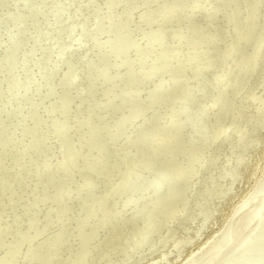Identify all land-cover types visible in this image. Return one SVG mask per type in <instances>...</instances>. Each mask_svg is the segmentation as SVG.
I'll use <instances>...</instances> for the list:
<instances>
[{
	"label": "bare ground",
	"instance_id": "obj_1",
	"mask_svg": "<svg viewBox=\"0 0 264 264\" xmlns=\"http://www.w3.org/2000/svg\"><path fill=\"white\" fill-rule=\"evenodd\" d=\"M149 1L150 3L152 2L151 4L149 3L150 5L145 4V1H144V6L140 5L139 8L141 9H139L136 15H133L135 11L130 12L131 15H129L128 13V17H126L127 20H123V21H129L131 25L135 24L134 27L133 26L130 27L129 25V28L132 29L133 31L136 30L135 32L143 33L147 37H152V36L155 37L154 40H142L138 42V43H142L143 49L146 47H149L148 52H151L155 56L154 57L155 66L153 65L152 67L145 68L144 71L138 72L137 74L128 72L127 69H121V70H118L119 75L112 73L104 77L103 76L104 74L102 73L101 76L103 77H100V76H96L98 72L97 70H95L96 74L93 72L94 64L93 66L90 63L88 64L89 65L88 67H90V65L92 66V69L90 70H93V71H89V68L86 65L89 71V76L88 75L87 76L92 77L93 76L91 74L92 72L95 76L92 77L93 79L91 78L87 79V76H86V78L83 80L87 82L89 86L86 83H83L84 85L81 90L75 91V89L72 88L71 98L76 100L78 104L88 105L85 112L84 110L80 111V119L77 120L72 126H69L68 123L69 122L73 123V120H70L69 118H65V115L70 111L71 103H69L67 100H58L54 98L53 92L48 91V88H49L48 82L44 83L46 85L45 88L44 86L40 84L43 87V89H45V91H43V94L41 93L42 95H40L38 92L39 101L43 103V109L37 112V116L40 118L38 122L39 123L38 124L39 133L34 142L35 151L37 152L41 149V143L44 140L43 136L44 137L45 135L48 136L49 131H50L49 145L57 146L59 147L60 150L57 153L58 160L55 162L47 161L46 168L48 169V171L55 170L51 173L52 175H56V174H53L54 172L61 173L67 179V181H70L72 184L80 183L79 185L80 194L81 192H84V193L90 192L91 194L88 197L84 198L82 202L80 200V203L87 201L88 204H91L92 206V209L90 211H87L86 214L83 212V214H85V216L84 215L83 216L85 218H87L88 216L89 218L94 216V217H97V220H99V223L96 226V228L91 230L87 235H85L82 242L81 240L79 241L80 242L79 246L84 245L85 244L84 241L90 238L89 237L90 235L93 236L94 232L98 229V227L102 224L103 221L113 219V225L112 227L110 226L111 230L109 229V231L106 232V235L104 237H101L93 245L89 244L90 250L89 251L87 250L88 254L86 255L89 261L86 264H133V263L136 264L139 261V260H136L138 253L146 250L147 248L148 249L146 251L153 248L151 251H148L147 256L152 255L155 252L159 251L160 247L154 248L150 246L154 245L155 243L157 244L165 243L166 239L168 240L172 238L171 232H173L174 235H176L175 233L179 227L181 228L180 230L182 234L174 237L173 242L170 244V247L167 248L168 249L167 251L165 252L161 251L159 255H161L162 258L160 260L156 259V260L150 261L149 264H158L161 261L162 262L165 261L167 263L168 256L172 253L176 257L181 255L182 251H184L185 247L192 242L193 238H196L195 236L201 234L203 229L207 227L206 226L207 222L211 219V217L213 218V215L216 212L215 205H217L218 207L220 204L219 201L222 198L226 197L229 193H231V191L234 188V184L237 181L244 178L243 173L246 172L244 170L248 166V164L251 163V161L253 160L252 159V155H253L252 149H254V147L256 146L258 147L262 142L261 141L262 138L260 135L262 131L261 130L262 126L259 127L255 131H252V130L256 128V126L260 123L264 115V111H261L263 112V114L259 113L260 107L256 105L258 102H261V106H264V34L262 36L260 35L261 37L259 41L257 42V46H255L256 45L255 42H253L255 43V45L251 43V45L255 47L253 50L254 55H253L252 63L247 69L249 70L248 73L249 72L250 73L248 74L246 80L243 82L244 85L241 87V90H238L237 88H235L237 89V92L236 94L234 93L235 95L233 94L234 100L230 104L229 109L226 111H224V109L221 110V106L223 105V102L221 105V102H219L217 98L219 94L221 95V97L224 96L225 93L222 92L223 87L224 86L227 87L226 90H228L229 85L234 82L233 79H235L234 77H236L234 74L235 69L231 68L232 67L231 64L233 63L235 56H237V55H234L235 53L234 48L237 51L236 46L240 44V40H238L237 38L235 39L236 37L235 34H236V29L238 28V25H240L239 23H241L240 19L242 20V22L244 20L243 12L247 10L251 5H255V7L252 6L253 8H255L254 10L255 14L257 17L258 15L261 17L264 11V0H227L226 1L228 2V4H224V6L228 5V7L227 8L225 7L226 13L225 12L224 13L225 15L229 16L228 21H230L232 26H234L233 29L231 27L230 32L228 31L230 27H228L227 31L230 34L235 35L234 37H232L234 43L231 41L230 44L225 42L229 39H227L228 37L225 36V34H227L226 33L227 31L224 33L222 30V27L220 25L221 21L216 22V24H214L216 21L215 18L218 17L219 13L221 12L220 10L221 9L224 10V7L222 6L223 3L220 2L222 0H201L200 2L202 4L201 5L202 9L200 8L201 10L199 9L198 11L200 14V18L196 19L197 21L199 20L197 24H194L197 21H195L194 23L191 21L193 14H191V11H188L189 14L188 15L186 14L187 18L181 21L180 24L178 23L175 25H171V24L167 25L168 23L166 21L167 24L164 26H161L159 24L162 20L160 22L155 21L157 20V17H159L157 13L160 14L157 11L159 9L161 10V8L157 7L159 9L156 8L155 10L154 7H156L157 5L155 4L158 1L160 2L161 0H149ZM183 1L177 2L178 4H177L176 9H178V12L180 9L183 8V7H178V5L182 6V4L185 2ZM134 3L137 4L135 1ZM158 5L160 6V4ZM161 6L168 7V5L163 6V4ZM195 6H198V5L195 4ZM201 6L199 5V7ZM119 7L115 9H112V8L111 9L114 11H119ZM40 8H42V6ZM187 8L185 10H187ZM178 12L175 11L174 15ZM182 12H184V10H182ZM163 13H165V11ZM114 15L115 13H112L110 17H106V15L105 16L103 15L105 17V18L103 17L104 19L102 18V15H101L100 18H102L104 22L102 26L98 24L99 26L97 25L98 27L97 26L95 27V25H93L95 28V31L99 29H106L108 27V24L110 28L111 27L110 22L114 21L113 20ZM242 15L243 17L241 18ZM179 16L181 15L179 14ZM222 16H224V14ZM262 17H264V15ZM111 18L113 19L111 20ZM153 18H155V20ZM164 18L167 19V17H164ZM150 19L151 21L154 20V23L152 22L154 27H152L153 26L152 25L151 29L150 28L148 29L146 27L143 28L144 26L140 25V24H143L142 22L146 23V21L148 20L150 21ZM223 19L225 20V17H223ZM223 19L221 20L224 22ZM226 21L227 19L225 20V22ZM97 22L95 24H97ZM115 22H117L116 19L114 23ZM257 22L255 23V25H257ZM114 23L111 25L115 27ZM174 23H177V21ZM128 24L124 22L123 25H128ZM223 24L226 25V23H223ZM123 25L122 24L120 25L122 26L121 28H123ZM155 25L156 26L158 25V26L155 27ZM255 25L253 28L256 27ZM136 26H140V27H136ZM243 26L245 27V25ZM258 28L260 29V27ZM262 28L263 27H261V29ZM223 29H224V26H223ZM231 30H232V33H231ZM112 31H115V30H112ZM108 32L110 31L108 30ZM244 33L245 35H247L246 37H248L249 33L247 34L246 28L243 29L241 33H238V34H244ZM104 34H108V33H104ZM165 36H166L165 40L161 38ZM191 38H193L196 43L193 47L183 48L182 46V48H179V49L176 48V45L177 47L178 45L179 46L184 45L185 41L187 40L189 41ZM207 44H210V46L211 44H213V47L211 46V48H209L210 46H208ZM225 44H228V46L230 45V47H234V48L231 51H230L231 48L225 49L224 48L226 47ZM239 46H238V50H239ZM246 46L248 47V45ZM224 49L226 50V52H222L223 54H221L219 51L221 50L223 51ZM209 50L213 53H214L213 50L215 51L217 50V52L220 53V54H217V57L215 55V57L217 58L215 61L216 66L215 64L213 65L216 68L218 67L216 71L217 73L216 72L215 73L219 78L222 75L225 76L224 80L221 81L220 79L221 83L219 82L217 83L218 86H213L215 87L214 89L212 88V85H214L216 80H213L212 79L213 77L211 75L210 76L212 77L211 78L212 80H210L209 77L208 79L207 77H202L203 75H201V74H204L203 72L206 71L208 67L211 68L210 64L213 60L210 57L211 55L209 54L210 53ZM205 52L208 54L204 55ZM238 53L239 52L237 51V53L235 54H238ZM206 55H208L207 57H210V58H207V57L205 58ZM198 56L204 57L203 59L204 60L206 59L205 60L206 63L202 62L200 64H197L200 61V59H202L199 57L200 59L196 63L194 59ZM238 59L240 60V58ZM245 59L246 58H244V60ZM118 60L120 59L118 58ZM118 60L117 62H114V63L116 65L122 64L124 66L125 64L124 60H120V61ZM159 63H160V66H159ZM239 64H242V63H239ZM47 65H46L47 74H51L52 70L54 69V65H49V66ZM100 67L101 66H99V68ZM114 67L115 66H113L112 68ZM60 68H61V65H59L56 68V70L58 71L60 70ZM97 68L98 66H96V69ZM119 68H121V65H119L117 69ZM178 69H181V70H178ZM83 71L86 74V70L83 69ZM206 72H205V75H206ZM244 76L245 75H243V77ZM139 77H141L139 80L134 79V78H139ZM218 77H217V81H219ZM241 77L242 76H239L236 78L239 80V78ZM4 78H7V77L4 76ZM75 78L76 77H73V80H75ZM194 80H195L196 86H193L191 84V82H194ZM241 80L243 81L244 78H241L240 81ZM236 81H235V84H236ZM121 83H122V86L124 87L121 90L124 89L123 91L125 92V95L117 98L119 102L118 105L120 106L118 107V105H112L109 99H111V97H113V95L117 93L115 92L116 86L120 85ZM123 83L125 84V86L123 85ZM179 83L180 84L183 83V87H181L180 90L178 89L174 91L175 87L179 85ZM198 83H200V85ZM104 85L106 86L103 90H98L99 87L104 86ZM241 85L242 84H240V86ZM42 87H39V89L41 88V92H42ZM56 87H58V85H54L52 87V89L55 88L53 89V91L58 90V88ZM178 87H180V85ZM204 87L206 89V92H208L209 89L214 90V94L212 98L210 100L208 99L207 102L202 104L203 107H202V110L200 111V114L199 115L197 114L194 117L193 123L192 124L190 123V126L188 127L190 128V131L187 130L185 132L186 129L185 130L179 129V130H184V131L182 132L183 134L180 132L181 134L178 135L177 133L178 130L174 128L175 127L174 124H176L178 120H179V123L182 122L180 121V119L187 118V116L191 112L190 109L194 106V103H195L194 101H196V99H198L200 95H204L203 94ZM154 90H157V91H154ZM73 91L79 92V93L73 94ZM131 91L132 93L141 91L142 95H144L146 92L149 91L152 94L150 98H147V96L149 95L148 94L146 97L143 96V98L141 99V102H144V103L149 102L147 106H152V105L154 106L155 104H158V103L162 104L163 101L164 102L167 101L169 103L175 104L176 106L177 105L181 106V108H183L186 111L183 114L180 112L178 113V110H180L181 108L173 109L171 114L165 113L162 116L161 120L158 123H156V126H163V127L167 123L169 124L171 123L174 129L171 128L172 129L170 133L171 138H169L168 141L170 142V144L176 143L177 141L179 142L177 147H173L176 145L175 144V145H168V148H166V150L164 151L162 149L164 158L161 156L160 159L164 160V162L162 161L161 162L166 171V173L163 175L159 173L157 163L152 160L153 158H150L151 156H153V154L156 151L158 152V148L160 149L161 145L163 144L164 140L160 139V136L157 137V136L152 135L154 138L152 139V137L151 138L149 137V134H145V133L143 134L141 131L133 135L132 139H129L131 140L130 141L131 144L127 143L128 146L124 148V147H121L124 139H122L123 140L122 141L120 140V138L127 139V135L123 134L126 136L120 137L117 134L118 132L120 133V131H118L117 128L115 127L108 128L107 126L109 124V120L107 118L111 117L112 113L115 114L116 112L120 111V113L116 114L115 117L121 118V116L125 115V113L128 111V107L127 108L124 107L125 105L124 102H125V99L127 98L126 95H128L129 92ZM159 93L162 95L160 99L158 98L160 95ZM115 96H118V94H115ZM19 97L21 96L19 95ZM8 109H10L9 112H13L14 108H8ZM206 110L207 111L212 110V112L210 114L207 113L209 116L207 115L206 116L207 118L205 117L207 119L205 121L204 116L206 115L205 114ZM26 113L27 112L24 111L22 114L20 113L21 114L20 116L23 117L25 116ZM2 120H5V119H2ZM0 122L4 123L3 121H0ZM2 123H0V137H2L6 142L5 146L8 148V151L10 152V153L8 152L7 153L12 155L14 160H15V156L19 160L22 158L20 154V150L25 155H27V153H24L25 149L20 146L18 149L17 147L16 149L15 148L12 149V147L16 146L15 141L13 138L11 139V136H10L11 134L9 135V138H8V135L6 133L8 131L11 133L12 130H15V125L13 126V128L12 127H10V129L8 128L9 130L7 131V129L4 128L5 126H3L4 124L2 125ZM183 123H181L180 125L184 126ZM248 128L251 131H249ZM123 129H126V127ZM127 129H129V127ZM138 129H141V128H138ZM202 129L204 131V132L202 131L203 135L201 136L197 135L198 134L197 131H200ZM123 131L124 130H122V132ZM202 132H199V134ZM67 134H79L81 138L79 141L66 142L65 135ZM253 135H254V140L251 137ZM138 137H141L140 138L141 140L136 143L135 140L138 139ZM245 137H247V140L245 143H243ZM249 138H252V141L250 140V142L247 144ZM32 141L33 139L31 137V134L26 135L23 139L24 144L30 143ZM149 142H151L150 149L147 148L148 146L145 147V145H147V143ZM125 146H126V143H125ZM240 147H242L243 150H245L244 153H241ZM95 148H98V151H96ZM99 148L102 150H100ZM224 149H228V152L225 151ZM231 149H232V153H231ZM80 150H82V154H80ZM104 150H105L104 152L105 155L107 154L111 158L113 157L112 159L113 162L112 163L110 162L111 161V158H110L109 162L111 163V165L103 169L104 166H108V163L105 165L103 164V163H106L104 161L105 159H103L106 157H103L102 155ZM0 151L1 153H3L2 155L3 158H5L7 153L5 152L4 149H2L1 146H0ZM142 152L143 153L146 152L147 153L146 155H148V158L145 160V162L137 164L139 160L138 158L142 155ZM250 153L252 154L251 158H250ZM170 154L172 156L175 155L176 160L170 159L169 158ZM221 155H224V157L219 158L218 160L220 161V163H218L217 158L218 156H221ZM183 157H186V161L181 163L183 164L182 166L179 165L177 170H179L180 172L178 171L177 174H175L176 176L172 178V181H171L170 179L171 177L168 175V173L175 168L176 163L179 160L178 158H183ZM263 158H264V150H263ZM108 160L109 158L107 159V162ZM170 160L172 162H170ZM102 164L103 166L101 167L102 168L101 170H99L98 168H94V167H99V165H102ZM77 166L78 168L76 170L75 167ZM91 167L92 169L94 168L93 171L96 170L95 176H94V172L90 171L92 170L90 169ZM97 169L98 171L101 172V174L97 173L98 172ZM185 170L188 171L187 176L184 174ZM48 171L44 172V174L46 175H41L40 177L50 175V174H47ZM251 171H250V174H251ZM33 173H34V169H33ZM247 173L245 175L248 176ZM140 176H143V177H140ZM183 177H185L187 180L185 181V179H183V182L179 183L180 179ZM80 178L82 182L80 181ZM147 178L152 179V181L150 182L149 181L147 182L146 180V184H151V188L154 190V192L156 191L155 194L153 196H150L145 201V203L138 205L135 208L134 213L132 212L133 215H131L132 214L131 213L125 218L115 219V212L117 208L121 207L126 202H129L131 199L130 194L132 193V191H134L140 185H146L143 183V180ZM245 178L247 177L245 176ZM132 184H135V185L132 187ZM128 187H132V189H130L129 191ZM56 188L60 189V187H56ZM61 188L63 187L61 186ZM127 188H128L129 194L125 195V193H127V190H126ZM48 189L50 190V188ZM65 189L67 190V193L65 194L66 195L69 194L70 190H68L66 187ZM66 190H64V192ZM60 191H58V193H62V191L61 192ZM251 192L252 193L244 201H242L237 207L234 208L233 211H231L230 219L228 220V223L224 227L223 231L219 235L214 237L213 240L210 243H208V245L204 249L200 250L199 252L195 254L191 253L192 256H189V258H186V260H184L180 264H248L247 258L252 252H255L256 249L260 247L259 245L263 242V239H264V176L259 182H257L253 186V190ZM107 198H114L113 204L110 207L111 214L104 213L103 216H96L97 214L102 215L103 211H105L106 207L103 205V201ZM57 199L55 198L54 199L55 202L53 203H56ZM52 201H51V204H53ZM64 201L67 203L66 197L65 199H63V205H64ZM216 203H219V204H216ZM66 205L67 204H65V207ZM16 207H18V205ZM75 207H77L75 209H78V210L80 209L79 204L78 206H75ZM15 208L12 207L11 209H15ZM225 208H223V210ZM39 209H41L40 206H39ZM19 210H21L20 207H19ZM44 212H45L44 214H47L46 213L47 211H44ZM58 212H61V211H58ZM41 213L43 214V211ZM49 213L47 214V216L49 215ZM14 214L15 213L13 212L11 214L12 223L16 219ZM19 214L17 213V215ZM23 214H25L24 217L28 216L26 215L27 213L23 212ZM35 215H38V214L35 213ZM39 215L37 216L38 218H39ZM55 215L57 214H54V216ZM24 217L23 219L25 220ZM35 217H32V218H35ZM84 217L82 218L84 219ZM93 218H90L91 221ZM59 221H55V222L57 223ZM26 222L23 223V221H21V225L24 224L27 227ZM50 222L51 221H49V224H47V226L51 225ZM82 222L83 221H81V223ZM4 223H5L4 227L6 229L3 230V233L13 235V238H11L10 242L13 243V246H15V252H9L6 250L5 253L8 252V255L5 257H3L4 255L1 253L0 259H3V260H0V263L2 264H4L5 262L4 259H7L8 256L16 257V259L18 260V258L20 257H26L27 255L30 254V252L33 255L31 259L33 258L34 261L36 260L34 264H37V263L39 264H48V263L58 264L57 262L60 260L62 261V264L63 262H65V260H67L70 263L71 260H73L75 257V252L74 253L72 252L70 253L69 256L65 258L64 252L61 253V250H62L61 248L65 246L63 245L65 240H68L66 236L68 237V234H70L72 230H74V227L76 228V225L70 226L68 224V226L70 227V228L68 227L69 229L68 233L65 232V229L64 230L59 229V233H62L64 231L65 233L63 232V234H65L66 236H63L64 238L63 243L60 242L62 245L60 244L58 245L57 243V246H59L57 248L56 245H54L55 246L54 247L52 244H51V247H47V245H49L50 242L49 244L47 243V245H45L47 237L50 234L47 235L46 234L47 231H46L45 234L47 236L43 235L44 233L42 234V232L44 228L40 232L39 231L37 232L39 235L34 234L36 233V231L32 232L33 234H31L30 232V234L28 235L27 234L29 232L27 231L28 228L26 230L25 229L26 227H25L24 229L26 231L22 230V232H27L26 235L25 234L22 235L21 230H20L21 235L20 234L18 235L17 232L19 231H16L15 223L11 225L8 220H5ZM77 224H80V223H77ZM193 224H195L194 234L188 232V231L192 232L193 229L192 230L190 229H191V225L193 227ZM42 226L45 227L43 224ZM107 226L108 225H106V227ZM19 227L21 228V226ZM19 227L18 229H20ZM13 228H15V234H14V231L12 232ZM37 228L39 227L37 226ZM60 230H62V232H60ZM51 231L53 232V230ZM57 233L58 232L56 231V233L54 234L52 233V234L55 235ZM63 234L59 236L61 237ZM73 235L74 234H72V236ZM70 238L68 241L73 239V237H70ZM37 239H40L43 241V244L41 246H37V248L28 246L30 241H35ZM53 241L54 240H52V243ZM56 241L57 240H55V243ZM231 244H234V246H231ZM226 245L227 246L229 245V247L227 248V250L225 249L226 251H224L222 248L227 247ZM137 248H140V249L137 252L134 251ZM0 251H3V249H0ZM255 253H257V251ZM259 254L261 255L260 251H259ZM251 255H250V258H251ZM252 257H255V255ZM76 260L77 259H75V261Z\"/></svg>",
	"mask_w": 264,
	"mask_h": 264
},
{
	"label": "rangeland",
	"instance_id": "obj_2",
	"mask_svg": "<svg viewBox=\"0 0 264 264\" xmlns=\"http://www.w3.org/2000/svg\"><path fill=\"white\" fill-rule=\"evenodd\" d=\"M24 1H26V2H24ZM134 1L137 4H135ZM134 1L133 0L132 1L131 0H28V1L27 0H0V119H1L0 121L4 122V123H2V122H0V123H2V125L4 124L3 126H5L4 128H6L7 131L10 129V127L13 128V126L15 125V130H12L11 133L9 131L6 132L8 135V138H9V135L11 134L10 135L11 139L13 138L15 141L16 146L12 147V149L13 148L16 149V147L18 149L20 146V147H23L25 149L24 153H27V155H25L20 150V154H21L22 158L18 160V158L15 156V160H14L13 156L8 154L10 152L8 151V148L5 146V143H6L5 140L2 137H0V146L2 147V149L5 150L6 153L8 152L6 157H5L6 159H5L2 156L3 153H1V151H0V175H1L0 176V249H3V251H0V256H1V253L4 255L3 257L7 256L8 252L5 253L6 250L9 252H15V246H13V243L10 242L11 238H13V235L3 233V230L6 229L4 227V224H5L4 221L5 220H8L11 225L13 223L16 224V231H19V232H17L18 235L20 234V230H21L22 235H24V234L26 235L27 232H22V230L26 231L27 228H28L27 231H29L27 233L28 235L30 234V232H31V234H33L32 232H35V231H36V233H34V234H38L37 232L38 231L40 232L44 228L45 231L43 230L42 234L43 233H44L43 235H46V234L49 235L50 234L48 236L49 239L47 237V240L45 243V245H47V243L49 244V242H50V244L47 245V247H51V244L53 246L54 245L57 246V243H58V245L59 244L62 245L61 243H63V241H64L63 236H66L65 234H63L64 231L62 232V230L65 229V232L68 233L69 232L68 224L70 226L76 225V228L73 226L74 230H72V232L70 233L71 235L68 234V237L66 236V238H68V240L70 237H73V239H72L73 241L72 240H70V241L65 240V242L63 244L65 246H63L61 248L62 249L61 253L64 252L65 258L67 256H69L70 253L75 252V257L73 260H71L70 263L67 260H65V262L68 264H86L89 261L88 257H86V255L88 254L87 250L88 251L90 250L89 244L93 245L101 237H104L106 235V232L109 231V229L111 230V227L113 225V219H109L107 221L105 220L102 222V224H101L102 226L100 225L101 227L99 226L96 231L94 230L95 232H94L93 236L90 235L89 236L90 238H88L84 241L85 244L83 243L84 245L79 246V244H80L79 241L81 240V242H82L84 236L87 235L91 230L96 228V226L99 223V220H97V217H94V216H93L94 218L90 217V218H93L92 221L89 218V216L87 218L84 217L85 214L87 213V211H90L92 209V206H91V204H88L87 201L80 203V200L82 202L84 200V198L88 197L91 194L90 192H85V193L81 192V194H80V192H79L80 183L72 184L70 181H67V179L61 173L54 172L53 174H56L57 176L52 175L51 173L55 170L48 171V169L46 168L47 161L55 162L58 160L57 159V153L60 150L59 147H57V146L49 145V143H50V131L49 130H48L49 131L48 136H46L44 134L45 135V137H44L42 135L44 140L41 143V149L37 152L35 151L34 142H35L36 137L38 136V133H39L38 132V124H39L38 122H39V118H40L37 116V112L39 110L43 109V103L39 101L38 92L40 95H42L43 91H45V89H43L42 86H44V88H45L46 85L44 83L48 82L49 83L48 91L53 92L54 98H56L58 100H67L69 103H71L70 111L65 115V118H69L70 120H73V123H71V122L68 123L69 126H72L77 120L80 119V111L84 110V112H85V110L88 106L87 104L86 105L78 104V102L76 100L71 98L72 88L75 89V91H78V90L82 89V87L84 85L83 83H86L88 85V83L83 81V80L86 78L87 75L89 76V71L94 70L93 72L96 74L95 70H97L98 72H97L96 76H100V77L104 76L105 77L106 75H109L112 73L119 75L118 70H121V69H127L128 72H132L133 74H137L138 72L144 71L145 68L152 67L153 65L155 66V58H154L155 56L151 52H148L149 47L144 48L145 49L144 50L142 47V43H138L142 40H154L155 37L154 36L147 37L143 33H137V32H135L136 30L133 31L132 29L129 28V25H130V27H132V26L134 27L135 24L131 25L129 21H123V20H127L126 17H128V13H129V15H131L130 12L135 11L133 15H136L137 12L139 11V9H141V8H139L140 5L144 6V1H145V4H147V5L150 3L149 0H148L149 2L147 0H144V1L143 0H134ZM165 1L166 0H161L160 2L158 1L157 3L160 4V6L156 3L155 5H157V6L154 7L155 10L157 7L161 8V10L159 8H157V9H159L157 12L160 13V14L157 13V15H159V17H157V20H155V18H153L156 22H160L162 20L159 23L161 26H164L167 23H168L167 25H170V24L175 25L178 23L180 24L181 21H183L185 18H187V15L189 14L188 11H191V14H193V16L191 18V21L193 23L195 21H197L196 19L200 18V14L198 11L200 8L202 9V6H201L202 4L200 2L201 0H195L196 2L194 0L193 1L192 0H184L185 2L183 0H167L166 1L167 3ZM180 1H183L184 3L182 4V6L178 5V7H183L178 12V9H176L177 4H178L177 2H180ZM190 1H191V3H190ZM226 1L227 0L220 1L221 3H223L222 6L224 7V10L221 9L220 13L222 14V12H223L224 16H222L223 14L221 15L219 13L218 17L215 18L216 21L214 23V24H216V22H220V21L222 22V24L226 23V25L223 24L224 29H225V31H224L223 26L220 22V25H221L224 33L228 30V27H230L228 30L229 32H230L231 27H232V29L234 27L231 25L230 21H228L229 16L225 15V13H226L225 9L228 7V5L224 6V4H228V2H226ZM162 4H163V6L168 5V7H162L161 6ZM184 4H186V5H184ZM195 4H197L198 6H195ZM199 5L201 7H199ZM41 6H42V8H40ZM252 6L255 7V5H251L247 10H245L243 12L244 20L242 22V20L240 19L241 23H239L240 25H238V28L236 29L235 39L237 38L238 40H240V44H239L240 46L239 45L236 46L237 51L239 52L238 54H235V53H237V51L234 47H230V45L228 46V44H230L231 41L233 42L232 37H234L235 35L228 33V31L226 32L227 34H225V36L228 37L227 39H229L230 41L226 39L227 41H225V42H227L228 44H225L226 47H224V48L225 49L231 48L230 51L234 48V52H235L234 55H237V56H235V59H234L233 63L231 64V66H232L231 68L232 69L234 68L235 71L238 69L236 71V73L234 71L235 76L236 77L242 76L241 78H244V80L240 81L241 78H239V80H238L236 77H234L237 81L235 79H233L234 82L229 85L230 89L228 88V90H226L227 87H225V86L223 87L222 92H224L225 94L223 97H221V95L219 94L217 99L219 102H221V105L223 102V105L221 106V110L224 109V111L229 109L230 104L234 100V95L236 94L237 89L241 90V87L244 85L243 82L246 80L248 74L250 73V72L248 73L249 70H247V69L252 63V59H253V55H254V52H253L254 47L257 46V42L259 41L260 37L264 34V21H262V20H264L263 19L264 17H262L264 15L263 14L264 11L261 15L262 18L259 15H258V17H259L258 18L255 14V11H254L255 8H253ZM117 7H119V11L112 10V9L117 8ZM194 7H195V9H194ZM186 8H187V10H185ZM173 9L176 12H178V13H176L177 15L176 14L174 15L175 11ZM182 10H184L185 14H184V12H182ZM164 11H165V13H163ZM112 13H115L116 17L114 15L113 16L114 19L111 18V20L113 19L115 21V19H116V21H117L115 23H114V21L110 22V26L112 28L111 27L109 28V24H108V27L107 26L106 27L109 29L106 28L107 30L106 29H99V30L95 31V28L93 25H95V27L98 24L100 26H102V24L104 22V20H102V18L105 15H106V17H110ZM161 14H163V15H161ZM179 14L181 16H179ZM245 14H246V16H245ZM101 15H102V18H100ZM167 15H169V16H167ZM203 15H205V14H203ZM175 16H176V18H175ZM183 16H184V18H183ZM164 17H167V19ZM171 17H172V19H171ZM177 17H178V19H177ZM193 17H195V18H193ZM223 17H225V20L227 19L228 22L227 21L225 22ZM242 17H243V15L241 16V18ZM179 18H180V20H179ZM119 19H120V21H119ZM221 19H223L224 22ZM154 20L151 21V19H150L151 22L149 20L146 21L147 25L145 22H142L143 24H140V25L144 26L143 28L146 27L148 29L149 28L151 29V26L153 25ZM166 21H167V23H166ZM169 21H171V22H169ZM176 21H177V23H174ZM198 21L195 22L194 24H197ZM244 21H245V23H244ZM96 22H97V24H95ZM124 22L127 24L129 23V24L123 25ZM256 22H257L258 26L255 25ZM113 23H114L116 28L113 25H111ZM121 24L123 25V28H121L122 27V26H120ZM243 25H245V27ZM254 25L256 26L255 28H253ZM157 26L155 25V27H157ZM136 27H140V26H136ZM152 27H154V25ZM239 27H240V29H239ZM258 27H260V29ZM261 27H263L262 28L263 31H262ZM245 28L247 29V34L249 33V35H250V36L248 35V37H246L247 35H245V33L244 34H238V33H241V31ZM108 30L110 32H108ZM112 30H115V31H112ZM234 30H233V32H234ZM259 31H260V33H259ZM104 33H108V34H104ZM231 33H232V30H231ZM239 36H241V37H239ZM156 38H158V37H156ZM161 38H163L165 40L166 36L161 37ZM245 38H247V39H245ZM191 39H193V38H191ZM191 39L189 41L188 40L185 41V44L182 43L184 45H180V46L178 45V47L176 45V48L179 49V48H182V46H183V48L193 47L196 43H195L194 39L193 40H191ZM243 41H245V42H243ZM247 41L249 44L247 43ZM249 41H251V42H249ZM135 42H137V43H135ZM241 42H243V43H241ZM253 42H255L256 45ZM190 43H192V44H190ZM251 43L255 46H252ZM242 44H243V46H242ZM207 45L210 46V44H207ZM246 45H248L249 48ZM211 46L213 47V44H211ZM211 46L209 48H211ZM238 46H239V50H238ZM245 46H246V48H245ZM227 47H229V48H227ZM244 48H245V50H244ZM225 49L223 51L221 50L219 52L221 54H223L222 52H226ZM213 51H214V53L211 51L209 53L211 55L210 56L211 59L213 60L211 62L212 65L210 64L211 68L210 67H208V69L206 68L207 72L204 71L203 72L204 74H201V75H203L202 77H207V78L209 77L210 80H212V79L216 80L215 81L216 84L214 83V85H212V88L214 89L215 87H213V86H218L217 83L218 82L221 83L220 79H221V81L224 80L225 76L222 75L223 77L221 76L222 78L221 77L219 78L216 75V73H217L216 71H217L218 67L217 68L214 67L213 64H215V66H216V63H215V61L217 59L216 57H217V54H220V53L217 52V50L216 51L213 50ZM206 52H207V50H206ZM206 52L204 53V55L208 54ZM215 52H216V54H215ZM215 55H216V57H215ZM207 56L208 55H206L205 58ZM199 57L200 56L196 57L197 59L196 58L194 59L195 62L197 63L198 60L200 58H202V59H200L201 62L199 61L197 64H200L202 62L206 63L205 62L206 59L205 60L203 59L204 57H200V58ZM210 57H207V58H210ZM212 57L215 59H213ZM243 57L246 59L248 58V59L244 60ZM118 58L120 60H124L125 68L122 64H119V65H121V68L117 69L119 65H116L114 62H117ZM236 58H237V60H236ZM238 58H240V60ZM96 60H98V61H96ZM120 60H118V61H120ZM86 62H87V64H86ZM238 62L242 63V64H239ZM89 63L92 64V66L94 64L95 68L93 67V70H90V69H92L91 65H90L91 68L88 67ZM236 63L238 64V66ZM47 64L54 65V69L52 70L51 74H47V68H46ZM49 65H47V66H49ZM59 65H61V68H60V70L57 71L56 68ZM86 65L89 68V71H88ZM242 65H244V66H242ZM96 66H98L97 69H96ZM99 66H101L102 68L101 67L99 68ZM113 66H115V67L112 68ZM159 66H160V63H159ZM239 66L240 67L242 66V67L240 68ZM85 67H86V69H85ZM83 69L86 70V74L84 73ZM181 69H178V70H181ZM244 69H246V70H244ZM87 71H88V73H87ZM210 71H212V72H210ZM93 72L92 73L90 72L93 75V76L90 75L92 77L95 76L93 74ZM205 72H206V75H205ZM208 72H210V73H208ZM102 73L104 74L103 76H101ZM243 75H245V76L243 77ZM4 76L7 78H4ZM88 76H87V79H90V78L93 79L92 77H88ZM73 77H76L75 80H73ZM141 77H143V76H141ZM141 77L134 78V79L139 80ZM217 77L219 78L218 79L219 81H217ZM151 78H150V80H151ZM191 79H192V77H191ZM235 81H236V84H235ZM93 82H91V83H93ZM191 84L193 86H196L195 80H194V82H191ZM198 84L200 85V83H198ZM240 84H242V85L240 86ZM54 85H58V87H56V88H58L57 91H53V89H55V88L52 89V87ZM123 85L125 86L124 83H123ZM179 85H180V87H178ZM179 85H177L175 87L174 91L178 90V89L180 90V88L183 87V83H181V84L179 83ZM105 86L106 85L99 87L98 90H103L105 88ZM39 87H42V92H41V88L39 89ZM122 88H124L122 86V83L120 85L116 86L115 92H117V93H115V94H118V96H115V94H114L113 97H111V99H109V101H110V103H112V105H118L119 102H118L117 98L125 95V92L123 91L124 89L121 90ZM235 88H237V89H235ZM46 89H47V87H46ZM213 89H211V90L209 89V91L206 92V89L204 87L203 88V90H204L203 94L204 95H200L199 98L196 99V101H194L195 102L194 106L190 109L191 112L189 113L187 118L186 119H180V121H182V122L179 123V120H178L177 123L174 124V126H175L174 128H176V130H178L177 131L178 135H180L185 129H186L185 132L187 130L190 131V128H188L190 126V123L192 124L194 117L197 114L198 115L200 114V111L202 110V107H203L202 104L207 102L208 99L210 100L212 98V96L214 94ZM154 91H157V90H154ZM232 91H234V92H232ZM78 93L79 92L73 91V94H78ZM135 93H137V94H135ZM227 93H228V95H227ZM19 95L21 97H19ZM151 95L152 94L149 91L146 92L144 95H142L141 91L140 92H133V93H132V91L129 92V94L126 95L127 98L125 99V102H124L125 103L124 107H126V108L128 107V111L125 113V115L121 116V118L115 117L116 114L120 113V111L116 112L115 114L112 113L111 117L107 118L109 120V124L107 126H108V128L109 127L117 128L118 131H120V133L122 132V130H124L121 133V135L119 132L117 133L120 137H124L127 135V139L126 138H120V140L124 139V141L122 140L123 142L121 141L122 142L121 147H124V148L128 146L127 143L128 144L130 143L131 140H129V139H132L133 135H135L136 133H139L141 131L143 134L144 133L149 134V137L150 138L152 137V139H154L153 136H157V137L160 136V139L164 140L163 144L161 145L160 149L158 148V152L156 151L153 154V156H151L150 158H153L152 160L157 163L159 173L163 175L166 173L164 166L162 165V162H164V160L160 159L161 156L163 157V151L166 150V148H168V145H175L176 144L173 147H177L179 142L177 141L176 143L170 144V142L168 141L169 138H171L170 137L171 136V134H170L171 130L174 129L173 125L171 123L170 124L167 123L169 125L166 124L164 127L163 126H156V123H158L161 120L162 116L165 113L171 114L173 109L181 108V106H178V105L176 106L175 104L169 103L167 101H165V102L163 101L164 103L162 102V104H159V103L155 104L154 105L155 107H154L153 105L147 106V104L149 102H146V103L141 102V99L143 98V96H145V97L147 96V98H150ZM161 97H162V95L160 94L158 98L160 99ZM256 105L260 107L259 113L263 114V112H261V111H264V106H261V102H258ZM118 107H120V106L118 105ZM8 108H14L13 112H9L10 109H8ZM181 110H183V111H181ZM22 111L27 112L25 114V116H23V117L20 116L23 113ZM208 111H210V110H208ZM208 111L207 110L205 111L206 115L204 116V118L208 115L207 113L210 114L212 112V110L210 112H208ZM179 112L184 114L186 111L183 108H181L180 110H178V113ZM206 118L204 119L205 121L207 120ZM2 119H5L6 121L2 120ZM113 119H115V120H113ZM183 121H184V123H183ZM181 123H183V125L185 127L180 125ZM177 124L179 127L177 126ZM261 126H262V128H261L262 131H261L260 135H261V138L264 140V138H263L264 137L263 136L264 135V115H263L260 123L252 131L257 130ZM125 127H126V129L129 127V129H127V130L123 129ZM134 127L135 128L137 127V128L135 129ZM138 128H141V129H138ZM6 129H5V131H6ZM179 129H184V130H179ZM158 130L160 131V133ZM248 130H249V128H248ZM202 131H203V129L200 131H197L198 134H197V132H196V134L201 136V135H203V132H204V131L203 132ZM249 131H251V130H249ZM150 132H151V134H150ZM157 132H158V134H157ZM199 132H202V133L199 134ZM29 134H31L33 141L30 143L24 144L23 139L26 135H29ZM123 134H126V135H123ZM178 137H180V136H178ZM251 137L254 140V135ZM80 138H81V136L79 134H67V135H65V141L66 142L79 141ZM140 138L141 137H138V139H136L135 142L136 143L139 142L141 140ZM252 138H249L247 144L250 142V140L252 141ZM178 139H180V138H178ZM262 139H261V141H262L261 144L258 147L256 146V147H254V149H252L253 155L250 153V158L252 155L253 160L251 159L252 160L251 163L248 164V166L246 167L247 169L245 168L244 171H246V172L243 173L244 178H242L241 180L237 181L234 184L233 190L231 191V193L228 194L229 197L227 195L226 196L227 198L224 197L219 201L220 204L216 203V204H219V206L217 207V205H215L216 206L215 207V211H216L215 213L216 214L214 213V215H213V218L214 217L215 218L213 220V218L211 217V219H210L211 221L210 220L208 221L209 223H211V222L212 223L209 224L207 222V224H206L207 227H205L203 229L201 234L195 236L196 238H193V240L191 242L192 244L191 243L188 244L185 247L184 251H182L181 255L176 257L175 255H173V253L170 254L168 256V261H167L168 264H180L184 260H186V258H189V256H192L193 253L195 254V253L199 252L200 250L204 249L208 245V243H210L213 240L214 237H216L217 235H219L223 231L224 227L228 223V220L230 219L231 211H233L235 207H237L242 201H244L252 193L251 191L253 190V186L257 182H259L262 179V177L264 176V162H263V160H264V158H263L264 141ZM127 140H129V141H127ZM246 140H247V137L244 138L243 143H245ZM125 143H126V146H125ZM150 145H151V142L147 143V145H145V147L148 146L147 148L150 149ZM259 148H261V149H259ZM162 149H163V151H162ZM95 150L98 151V148H95ZM100 150H102V149H100ZM105 150L103 151L102 155H103V157H106V158H103V159H105L104 161L106 163H103V164L105 165L108 163V166H104L103 169L109 167L111 165V163L113 162V160H112L113 157L111 158L107 154L106 155L104 154ZM224 150L228 152V149H224ZM238 150H239V148H238ZM240 150H241V153H244V151H245V150H243L242 147H240ZM231 153H232V149H231ZM80 154H82V150H80ZM146 154H147L146 152L145 153L142 152V155L138 158L139 160L137 159L138 160L137 164L145 162V160L148 158V155H146ZM93 156H95V155H93ZM223 157H224V155L218 156L217 162L220 163V161L218 159L223 158ZM108 158H109V160L107 162ZM110 158H111V161H110ZM143 158H144V160H143ZM169 158L176 160L175 155L172 156L170 154ZM140 159H141V161H140ZM178 159H177L178 161L176 163L175 168L170 171L173 175L170 172L168 173V175L171 177L170 178L171 181H172V178H174L176 176L175 174H177V172L179 171V170H177L179 165L182 166L183 164H181V163L186 161V157L178 158ZM159 161L160 162L162 161V162L160 163ZM170 162H172V161L170 160ZM173 162H175V161H173ZM103 164L99 165V167H94V168H98L99 170H101L102 169L101 167L103 166ZM250 166H252V167H250ZM77 168H78V166L75 167L76 170H77ZM33 169H34V173H33ZM90 169H92V167ZM93 169L90 171H93ZM98 169H97V171H98ZM251 170H253V171H251ZM45 171H48L47 174H50V175L40 177L41 175H46V174H44ZM250 171H251V174H250ZM93 172H94V176H95L96 170ZM247 172H249V173H247ZM97 173L101 174L100 171H98ZM246 173L248 174V176L245 175ZM184 174L187 176L188 171L185 170ZM245 176L247 178H245ZM140 177H143V176H140ZM183 179H185V181L187 180L185 177H183L180 179L179 183H182ZM245 179H246V181H245ZM146 180H147V182L152 181L151 178H147V179L143 180L144 184H146ZM80 181H81V178H80ZM134 185L135 184H132V187ZM61 186L63 188H61ZM64 186L68 190H70V193L67 195L65 194V193H67V190L65 189ZM56 187H60L62 193H58V191H60V189H58ZM132 187H128L129 191H130V189H132ZM48 188H50V190ZM128 188L126 189L127 193H125V195L129 194ZM64 190H66V191L64 192ZM155 192L151 188V184L138 186L130 194V198H131L130 201L126 202L124 205L117 208V210L115 212V219L125 218L128 215H130L132 212L134 213L135 208L138 205L145 203V201L150 196H153L155 194ZM63 196H65L67 198V203L64 201V205H63V199H65V197H63ZM55 198L56 199L58 198V199L56 200V203H53V202H55V200H54ZM231 198H232V200H231ZM13 200H14V202H13ZM51 201L53 204H51ZM113 201H114V198L105 199L103 201V205L106 207L105 211H103L102 215L97 214L96 216H103L104 213L111 214L110 207L113 204ZM223 201H224V203H223ZM65 204H67L66 207H65ZM78 204L80 205L79 210L75 209V208H77L75 206H78ZM17 205H18V207H16ZM39 206L41 209H39ZM73 206H74V208H73ZM81 206H82V208H81ZM12 207H14V208L16 207V208L11 209ZM19 207L21 210H19ZM59 207H61V208H59ZM223 208H225V209L223 210ZM17 210L21 211L22 213L17 211ZM55 210H56V212H58V211H61V212L56 213ZM11 211L13 213H15L14 215L16 218L13 223L11 222L12 221L11 220V214H12ZM34 211L38 215L40 213L41 216L39 215V218H38L37 217L38 215H35ZM37 211H39V212H37ZM40 211L41 212L43 211V214L45 213L44 211H47L46 212L47 214L49 212L50 213L47 216V214L43 215ZM23 212L27 213L26 215H28V216L24 217L25 214H23ZM83 212L85 214H83ZM17 213L18 214L21 213V214L17 215ZM32 213H33V215H32ZM133 213L131 215H133ZM30 214L32 217L36 216L37 219H36V217L32 218L30 216ZM54 214H57V215H55L56 217L54 216ZM45 216H47V217H45ZM21 217H22V219H21ZM23 217L25 218V220L23 219ZM82 217H84L85 220ZM27 218H28V220H27ZM59 219H60V221H59ZM26 220H27V222H26ZM21 221H23V223L26 222L27 227L24 224L21 225ZM49 221H51L50 222L51 225L47 226V224H49ZM55 221H59V222L56 223ZM81 221H83V222L81 223ZM77 223H80L82 226L80 224H77ZM42 224L46 228L43 227ZM106 225H108V226L106 227ZM19 226H21V228ZM37 226L39 228H37ZM18 227L20 229H18ZM104 228H106V229H104ZM194 228H195V224H193V227L191 225L190 230H192V229L193 230H192V232L191 231H188V232L194 234V231H195ZM59 229H62V230H60V232H62V233H59ZM180 229L181 228L179 227L175 233L176 235H174V233L171 232L172 238L168 239V240L166 239L165 243H162V244L155 243L154 245L150 246V247H154V248L160 247L159 251L155 252L154 254L147 256L148 251H151L153 248L146 251L148 249L147 248L146 250L138 253L136 260H139V261L136 264H149L150 261H153L156 259L160 260L162 258V256L159 255L161 253V251L162 252L167 251L168 250L167 248L170 247V244L173 242L174 237L182 234ZM205 229H206V231H205ZM51 230H53V232ZM55 230L58 233L53 235L54 233H56ZM13 231L15 234V228L12 229V232ZM46 231L49 233H47ZM45 232H46V234H45ZM61 234H63V235L60 237L59 235H61ZM72 234H74V235L72 236ZM62 238H63V240H62ZM52 240H54L53 243H52ZM55 240H57L56 243H55ZM37 243H39V244H37ZM42 244H43V241L40 239H37L35 241H30L28 246L37 248V246H41ZM261 244H262V246H261ZM261 244L259 245L260 247H258L256 249L257 253H255L256 251L252 252L251 253L252 255L250 254L251 258H250V255L247 258L248 264H264V239H263V242ZM231 246H234V244H231ZM58 247L59 246H57V248ZM223 247H225V246H223ZM228 247H229V245L225 248H222V249L224 251H226ZM139 249L140 248H137L134 251L137 252ZM258 250L260 251L261 255L259 254ZM253 254L255 255V257H252V256H254ZM27 256L26 257H20V258H18V260L16 259V257L8 256L7 259H4V261H5L4 264H34V262L36 260L34 261L33 258L31 259V257L33 256L31 254V252ZM75 259H77V260L75 261ZM0 260H3V259H0ZM65 262H63V264ZM57 263L62 264V261L60 260ZM159 263L160 264H162V263L167 264L165 261H163V262L161 261ZM0 264H2V263H0ZM37 264H39V263H37ZM133 264H135V263H133Z\"/></svg>",
	"mask_w": 264,
	"mask_h": 264
}]
</instances>
